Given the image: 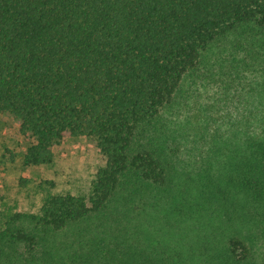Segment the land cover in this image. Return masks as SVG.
Segmentation results:
<instances>
[{"label":"trees","instance_id":"trees-1","mask_svg":"<svg viewBox=\"0 0 264 264\" xmlns=\"http://www.w3.org/2000/svg\"><path fill=\"white\" fill-rule=\"evenodd\" d=\"M3 114L25 167L106 164L1 216L0 264H264V0H0Z\"/></svg>","mask_w":264,"mask_h":264},{"label":"rangeland","instance_id":"rangeland-1","mask_svg":"<svg viewBox=\"0 0 264 264\" xmlns=\"http://www.w3.org/2000/svg\"><path fill=\"white\" fill-rule=\"evenodd\" d=\"M195 98L191 108L196 114L218 97L215 85H210ZM215 104V102H214ZM222 106V105H221ZM225 111L227 113H225ZM232 112L233 106L214 108L217 120ZM30 142L20 133L13 116H0V217L8 212L36 213L48 195L72 194L89 197L98 170L106 164L105 157L85 137L69 138L54 147L53 164L25 167L23 156Z\"/></svg>","mask_w":264,"mask_h":264}]
</instances>
